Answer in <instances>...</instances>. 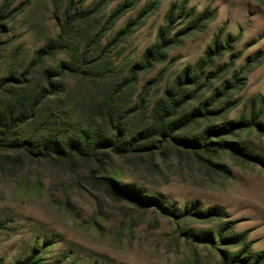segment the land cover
Returning a JSON list of instances; mask_svg holds the SVG:
<instances>
[{
  "label": "rangeland",
  "instance_id": "1",
  "mask_svg": "<svg viewBox=\"0 0 264 264\" xmlns=\"http://www.w3.org/2000/svg\"><path fill=\"white\" fill-rule=\"evenodd\" d=\"M181 1L188 15L168 23ZM1 7L0 79L24 73L17 88L50 92L22 131L47 136L48 120L89 138L64 157L0 155V264H264V0ZM160 30L165 46L145 62ZM177 86L180 107L155 133ZM116 128L129 150L88 154Z\"/></svg>",
  "mask_w": 264,
  "mask_h": 264
},
{
  "label": "trees",
  "instance_id": "2",
  "mask_svg": "<svg viewBox=\"0 0 264 264\" xmlns=\"http://www.w3.org/2000/svg\"><path fill=\"white\" fill-rule=\"evenodd\" d=\"M106 1V0H102ZM73 5V0H69V6ZM125 5L123 4L120 7L116 8L112 11L110 14V19L118 17L125 9ZM185 4L183 1H181V5L178 8L177 3H173L171 6L167 22L171 23L172 19L174 18V11L175 9H180V13L187 14L188 12H184ZM3 7L0 8V18L1 11ZM67 14V12H66ZM191 14V13H190ZM204 12L197 14V17L194 19L195 23L201 21V19H204ZM66 26V25H65ZM166 35V30L162 32L160 30L159 32V41L158 43L153 45V49H149L145 53V62H148L149 60H153L154 57L159 55L160 50L165 46L164 43V36ZM215 43V46L217 47V43ZM47 47H50V44L47 45ZM48 49H41L38 51L37 58H35V62L38 60V58L47 51ZM214 53V51H211ZM211 56L210 51L207 53V58ZM46 83L47 85L50 84V79L54 75V70H46ZM21 77V78H20ZM20 77H11V78H1L0 79V155L5 154L7 157L11 154L13 158L15 159L17 156V153L20 151L21 153H25L26 155L32 154V156L36 157H49L51 155H55L57 157H64L66 153L73 151V152H82L84 149L83 145L87 143L88 141V135L77 133L73 137H61V133H58V130L53 131L54 126H56L55 121H48L43 120L45 123V126L43 127L46 130L47 136H39L35 140L30 134L27 136L23 131V126L28 123V121H41L40 119V104L42 100L48 96L50 93L47 90V87L45 88L43 86L40 91H25L22 88H17V84H22L27 81L25 74L23 73L20 75ZM132 78V76H131ZM131 78H127V80H131ZM180 89V86H177L176 90H174L172 93L170 92L169 95L163 100L164 104L159 108L160 115L156 118V124H155V133L162 132L164 127L167 128V118L174 115L177 111V109L180 107V101L177 98L178 96V90ZM204 111L201 112L199 109H196L192 112H190V116L187 118H193L194 116L203 115V113L206 111L205 108H203ZM162 111V112H161ZM55 120V119H54ZM173 122V121H172ZM54 126H53V125ZM42 128V129H43ZM120 130L116 128L114 138H111V140H98L94 146H91L89 148V153L95 155L96 152L99 149L102 148H110L112 150L120 151H127L131 148L133 145V140L131 142H126L122 145H118L115 140V138L120 135ZM207 139V138H206ZM195 146L199 147L200 149L207 151V152H214L217 148L221 147L222 145L216 142L203 140L201 143L195 142L193 143ZM19 152V153H20ZM72 152V153H73ZM102 179L108 180L105 177H102ZM107 185H109L107 183ZM120 194V192H118ZM219 235V234H218ZM236 262H238V259H235ZM244 264V263H242Z\"/></svg>",
  "mask_w": 264,
  "mask_h": 264
}]
</instances>
